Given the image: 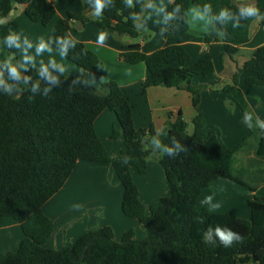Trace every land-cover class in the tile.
I'll use <instances>...</instances> for the list:
<instances>
[{
  "label": "trees",
  "instance_id": "16d2710c",
  "mask_svg": "<svg viewBox=\"0 0 264 264\" xmlns=\"http://www.w3.org/2000/svg\"><path fill=\"white\" fill-rule=\"evenodd\" d=\"M87 1L95 5V0ZM185 1L176 0L166 9L171 13L180 6L174 18L166 23L163 37L167 42L176 27L184 23ZM190 1L200 8L211 4L213 14L221 8L231 9L233 13L239 8L237 0ZM255 4L264 14V0H256ZM16 5L25 6L30 21L44 26L57 15L56 4L51 0H0V22L10 16ZM145 8V0H133L131 8L125 0H105L97 24L100 28L113 29L117 41L135 40L142 35L137 22ZM236 19L233 16L218 21L222 34L205 36L207 45L222 42L224 55L232 61L249 42L251 25L256 20L240 19L242 27L233 28ZM75 21L86 24L89 19L73 14L60 19L49 43L101 82L102 61L85 44L69 39ZM9 37L14 44L10 45ZM65 40L70 41L66 49ZM21 48V38L8 24L0 23V223L12 219L21 225L25 235L17 252H0V264H264V199L256 194L258 185H264V134L253 115L248 136L235 149L228 148L217 128L204 134L206 120L201 113L193 120L192 134L181 113L174 123H169L160 136L162 143L172 146L171 138L175 136L188 150L175 158L162 156L170 195L154 204L148 214L139 199L131 169L140 175L147 173L154 151L150 145L154 129L136 128L131 101L117 82L102 83L101 91L67 72L42 74L38 68L18 64ZM123 49L122 61L146 65L148 76L144 89L166 87L188 91L198 109L203 87L194 85L192 80L215 73L211 52L193 62L179 44L167 45L152 54L143 53L139 44H127ZM10 67L19 73L18 79L12 78ZM244 72L253 75L246 81L248 86L264 87V46L237 69L233 83L222 88L243 116L245 112L251 113L238 86V77ZM23 76L28 81L27 87L15 98L11 91L17 90ZM33 85H37L35 92ZM106 109L116 114L125 145L115 159L110 158L94 127ZM118 136L120 133L114 131L112 138ZM79 161L112 164L124 186L123 212L146 228L144 240H137L130 230L121 241H116L113 229L106 226L89 230L70 247L59 250L45 247L54 233V223L45 215L44 206L64 187ZM220 178L254 192L249 200L250 219L212 213L197 205L202 192ZM198 217H203V222ZM217 227L241 234L244 243L234 241L231 247L224 248L213 235L212 242L206 244L204 233L209 228L214 233Z\"/></svg>",
  "mask_w": 264,
  "mask_h": 264
},
{
  "label": "crops",
  "instance_id": "0c3cea01",
  "mask_svg": "<svg viewBox=\"0 0 264 264\" xmlns=\"http://www.w3.org/2000/svg\"><path fill=\"white\" fill-rule=\"evenodd\" d=\"M51 1L56 4L57 15L47 26L30 21L26 16L25 6L16 5L12 19L8 23L11 31L21 38L22 46L28 38H31L36 51L39 45H45L44 50L40 52L43 55L36 65H28L22 52L19 54L18 63L40 70L43 66L49 72H62L61 68H63V72L90 83L88 77H91L96 82L91 84L101 91L103 90L102 83L117 82L131 101L136 128H153L154 135L159 138L169 123L176 121L180 113L188 125L190 134L194 131V118L201 113L206 120L204 134L207 135L212 128H217L222 140L230 149H235L248 136L249 129L244 123L240 108L227 98L222 88L227 84H232V77L237 69L250 59L255 50L264 46L262 19H256L252 23L249 42L240 48L235 61H232L224 55L222 42H213L210 45L205 43L207 34L202 31L205 27L204 23L190 16H185L184 23L176 27L168 42L164 40L166 24L158 22L162 21L163 14L157 15L153 6L163 5L167 9L176 0H145V11L137 22L138 29L142 32L141 37L135 40L125 38L122 42L115 39L113 29L98 26L99 17L94 16V5L89 4L87 0ZM247 3H256V0L236 1L239 7ZM191 5L193 4L190 0L185 1L186 9ZM69 14L84 15L89 19L86 24L75 21L69 33V39L82 42L102 61L104 71L101 82L77 64V67L81 68L80 71L70 69L68 66L70 64L65 65V63H71V61L62 56V61L67 62H62L61 66L55 68L51 66L53 58H58L61 51L50 45V34L57 22L67 18ZM101 30H106L108 33L104 46L97 44ZM162 32L163 36H161ZM127 44H139L140 50L145 54H152L167 45L179 44L186 49L193 62H197L207 51L211 52L215 63V73L207 78L194 77L192 80L194 85L203 87L198 109L194 107L193 97L188 91L166 87L144 89V82L148 76L146 65H130L120 58L123 47ZM252 76L251 73H241L238 77V86L248 101L253 117L256 120L257 116L264 119V87L248 86L246 81ZM94 127L110 158H117L125 145L116 114L106 109L96 119ZM114 131L120 133L116 139L112 138ZM162 156L159 150L154 149L145 175H140L134 168L131 169L133 180L138 188L139 199L148 214L154 204L170 195V188L161 165ZM256 194L264 199V185H258ZM206 196L212 197L211 204L220 203L221 207L210 211V205L202 203ZM253 196L254 192L250 189L228 179L220 178L202 192L197 205L207 208L212 213L229 214L248 220L251 216L249 200ZM123 198L124 186L112 164L79 161L64 187L44 206L45 215L54 223V233L45 247L52 250L70 247L89 230L106 226L113 229L116 241H121L122 236L130 230L134 231L137 240H144L147 235L146 228L138 220L124 214ZM24 237L23 229L18 222L12 219L1 222L0 252H17Z\"/></svg>",
  "mask_w": 264,
  "mask_h": 264
},
{
  "label": "clouds",
  "instance_id": "9594fccd",
  "mask_svg": "<svg viewBox=\"0 0 264 264\" xmlns=\"http://www.w3.org/2000/svg\"><path fill=\"white\" fill-rule=\"evenodd\" d=\"M125 3L129 8L133 6V0H125ZM104 6H105V0H95L94 16L96 17L101 16L103 14ZM153 7L155 8L157 15L163 14L162 21H158V22H163L165 24L169 20L174 18L175 13L178 12L180 8V6L177 5V7L173 10V12L169 13V12H166V6L161 5L159 7H156L154 5ZM185 15L190 16L194 20L203 22L205 27L202 29V31L205 34H210L211 31H216L217 34H222L219 27L217 26V22L227 21L229 19H232L233 16H236L237 18L236 22L233 24V28L242 27L239 24L240 19H244V20L264 19V14L261 13L259 7H257L255 3L242 4L236 10L235 13H233L231 9L221 8L217 14H213L211 4H205L203 8H200L196 5H191L189 8L186 9ZM3 22H6V21H3ZM161 36H163V32L161 33ZM107 38H108L107 31L101 30L98 34L97 44L104 46V42ZM9 41H10V45L15 43V41L11 37H9ZM69 43L70 41H67V40L64 41L65 49L67 48ZM30 46L31 45H29V47ZM44 48H45V45L43 44L39 45V47L37 48V53L39 54L40 52H42ZM25 59L28 60L30 58L25 57ZM51 66L54 68L57 67V65L54 62H52ZM9 71H10L12 78L14 79L19 78V73L16 71L14 67H10ZM61 71H63V68H61ZM41 73L46 74L47 68L42 66ZM50 79L53 80L54 82V78L50 77ZM27 82L28 81L26 79L24 81L25 86L27 85ZM36 87L37 85L32 86L33 92H35ZM29 99H31V97ZM251 120H252V114L249 112H245L244 123L248 125L249 129L252 127ZM257 126L261 129L262 134H264V119H260L258 116H257ZM171 139H172V146H168L162 143V140L159 138V136L154 135L151 137V144L153 145L154 149H159V152L162 155H167L173 158L177 157L181 152H186L188 150V148L183 146L180 143V141L175 138V136H173ZM211 201H212V197L206 196L204 200L202 201V203L204 205H210L209 206L210 211L221 207L220 203L211 204ZM198 219L200 220V222H203V217H198ZM213 235L215 236L216 239L219 240L220 245L223 246L224 248L231 247L234 241H237L240 244L244 243V237L241 234L234 232L230 229H226V228L221 229L220 227H217L214 230V233H213V230L209 228L208 231L204 233V237H203L204 242L206 244L211 243L213 239Z\"/></svg>",
  "mask_w": 264,
  "mask_h": 264
},
{
  "label": "rangeland",
  "instance_id": "374dc122",
  "mask_svg": "<svg viewBox=\"0 0 264 264\" xmlns=\"http://www.w3.org/2000/svg\"><path fill=\"white\" fill-rule=\"evenodd\" d=\"M41 26H44V25H42L41 24ZM24 39H25V36H24ZM29 45H31L30 47H29ZM22 52V54H24L25 55V57H28V58H30V59H28V60H26L25 59V57H24V59H25V61H26V63L28 64V65H36L37 64V61L42 57V53H37V51L36 50H34V48H33V45H32V43H31V38H28L27 39V41H26V39H25V45L24 46H22V48H21V51H20V53ZM64 58V55H62V53L60 52V55H58V58L57 57H55V58H53V62L57 65V66H61L62 64V62H67V61H62V57ZM64 60V59H63ZM19 65H21L20 63H18ZM68 64H70V65H68ZM65 65H68V66H70V69H73V70H81V68L80 67H77V65L76 64H74V63H65ZM21 66H23V65H21ZM24 67H27V66H24ZM83 69V68H82ZM84 70V69H83ZM65 72V71H64ZM88 79L91 81V83H96L95 81H93V79L91 78V77H88ZM26 80V78H25V76H23V77H21V79L19 80V82H18V84H17V90H12L11 91V94H12V96L13 97H18L19 96V94H20V91L23 89V88H25V87H27V85L25 86V84H24V81Z\"/></svg>",
  "mask_w": 264,
  "mask_h": 264
},
{
  "label": "water",
  "instance_id": "95a60500",
  "mask_svg": "<svg viewBox=\"0 0 264 264\" xmlns=\"http://www.w3.org/2000/svg\"><path fill=\"white\" fill-rule=\"evenodd\" d=\"M13 14H14V10L10 13L9 17L2 19L0 23L8 24L11 21ZM3 21H6V22H3Z\"/></svg>",
  "mask_w": 264,
  "mask_h": 264
}]
</instances>
